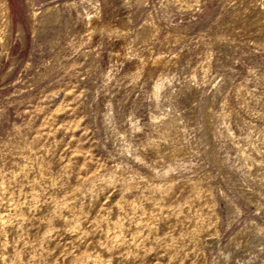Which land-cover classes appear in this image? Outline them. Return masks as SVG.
Wrapping results in <instances>:
<instances>
[{
	"label": "rangeland",
	"instance_id": "1",
	"mask_svg": "<svg viewBox=\"0 0 264 264\" xmlns=\"http://www.w3.org/2000/svg\"><path fill=\"white\" fill-rule=\"evenodd\" d=\"M0 264H264V0H0Z\"/></svg>",
	"mask_w": 264,
	"mask_h": 264
},
{
	"label": "bare ground",
	"instance_id": "2",
	"mask_svg": "<svg viewBox=\"0 0 264 264\" xmlns=\"http://www.w3.org/2000/svg\"><path fill=\"white\" fill-rule=\"evenodd\" d=\"M5 1V0H4ZM3 2V1H2ZM6 9V8H5ZM156 64H158L159 65V62H155ZM162 63V62H161ZM161 65V64H160ZM174 118V117H173ZM179 120V119H178ZM167 125V124H166ZM176 125H177V120L175 119L174 121H172V122H170L167 126H165L163 129L164 130H166V131H170L172 128H175L176 127ZM160 130V129H159ZM175 130V129H174ZM177 131H178V127H177ZM176 131V132H177ZM155 132V131H154ZM171 133V132H170ZM174 133V132H173ZM157 140H160L161 141V135H158L157 137H155V138H153V139H151L150 140V142L148 143V145H154L156 142H157ZM160 141H158V142H160ZM148 142V141H147ZM162 142V141H161ZM164 143V142H163ZM155 145H157V144H155ZM160 145V144H159ZM182 145V144H181ZM180 145V146H181ZM178 146V145H177ZM151 147H153V146H151ZM162 147V146H161ZM176 147V146H175ZM182 147V146H181ZM181 147H180V149H178V151H180V152H182V149H181ZM172 152V151H171ZM179 152V153H180ZM186 153V152H185ZM182 154V153H181Z\"/></svg>",
	"mask_w": 264,
	"mask_h": 264
}]
</instances>
